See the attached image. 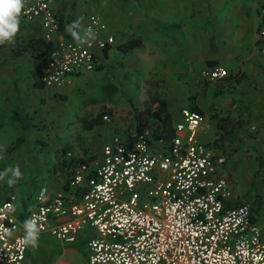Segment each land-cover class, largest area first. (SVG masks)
<instances>
[{
	"label": "crops",
	"instance_id": "obj_1",
	"mask_svg": "<svg viewBox=\"0 0 264 264\" xmlns=\"http://www.w3.org/2000/svg\"><path fill=\"white\" fill-rule=\"evenodd\" d=\"M258 6L259 0H76L72 5L71 0H54L56 14L63 13L68 17L64 26L68 35L63 36L60 32L61 38L76 41L68 26L82 18L84 28L85 17L97 12L107 24V33L114 36V43L104 50H96L95 71L79 74L72 86L60 90L34 84L33 73L39 58L26 52L15 54L11 44L0 45V151L5 155L13 154L12 161L15 166L19 164L21 171L27 168L23 162L26 156L32 158V149L49 152L55 167L54 176H48L52 182L47 186L49 193L61 191L69 200L77 201L79 194L69 195L67 190L69 168L100 157L102 145L109 142L106 137L101 144L100 136L104 132L101 125L106 124L110 131H115L114 135L120 136L139 131L132 109H142L149 95L157 93L165 98L172 123L180 119L181 108H189L195 103L205 116V123L198 133L200 140L213 145L219 155L225 154L228 145L242 141L249 149L248 153L257 149L255 158L261 160L262 165L258 163V167L264 173V58L258 51ZM85 7L89 8L88 12L84 11ZM41 31L37 24L21 20L16 39L24 40L32 35L40 37ZM136 38L140 43L131 49L122 51L118 47L120 43ZM213 64L224 66L229 76L215 82L201 80L200 70ZM139 77L142 80L138 81ZM95 79L107 80L120 87H136L135 91L140 95L131 110L124 107L120 112H114L111 106H103L89 113L90 116L83 115L82 124L74 131L70 117L79 113L77 100L84 97L81 92H87ZM83 109L87 113L88 105H83ZM103 110L109 121H103L101 117L91 127L83 125L84 119ZM15 111L27 118V127L12 118ZM123 112L131 116L127 125L113 121ZM20 136L22 142L12 148ZM79 137L89 150L97 149L96 156L87 157L86 151L80 154L81 157L76 156ZM69 151L72 156L66 157ZM240 157L241 154L235 157L228 154L220 174L231 184L232 174L241 172L245 183H238L237 187L244 190L246 185L254 182V175L242 170L241 159L237 161ZM37 162L46 166L42 156ZM250 165H253L252 161ZM243 190L232 193L237 199H245L241 197ZM34 204L35 200L18 202L17 215L25 217ZM90 235L91 230L86 227L74 242L64 243L48 234H39L36 249L50 253L53 264H79L80 260L88 264ZM43 242L47 244L43 245ZM79 246L85 247L84 260L77 253ZM28 252L23 264L28 261Z\"/></svg>",
	"mask_w": 264,
	"mask_h": 264
},
{
	"label": "built area",
	"instance_id": "obj_2",
	"mask_svg": "<svg viewBox=\"0 0 264 264\" xmlns=\"http://www.w3.org/2000/svg\"><path fill=\"white\" fill-rule=\"evenodd\" d=\"M53 2L27 0L21 20L40 26V37L55 44L41 83L60 90L93 70L96 50L113 44L114 36L93 12L84 28L91 27L95 39L80 44L61 38ZM258 11V51L264 58V0ZM228 76L220 64L199 72L206 82ZM180 116L171 132L155 120L132 134L113 135L99 158L72 165L66 185L69 195L79 194L77 201L42 186L21 218L16 194L0 187V264H23L28 252L21 242L23 223L32 217L40 234L64 243L88 227V264H264V221L257 222L250 201L235 198L220 174L224 154L200 140L205 116L188 107ZM102 119L109 121L107 114ZM158 128L162 131L154 133Z\"/></svg>",
	"mask_w": 264,
	"mask_h": 264
},
{
	"label": "rangeland",
	"instance_id": "obj_3",
	"mask_svg": "<svg viewBox=\"0 0 264 264\" xmlns=\"http://www.w3.org/2000/svg\"><path fill=\"white\" fill-rule=\"evenodd\" d=\"M74 1L76 0H71V5L74 3ZM84 11L88 12L89 8L85 7ZM95 70L96 69L94 68L91 71L93 72ZM102 79H100L101 81L95 79L94 82L88 87L87 92L86 91L81 92L84 95V97L77 100V103L79 104V109H80L79 113L73 114L70 117V120H71L70 123L72 125L71 128L74 129V131L78 129L77 127L78 125L82 124L83 115L90 116L91 114L89 113L98 111L103 106H111L114 112H120V109L124 107H130V110H131L132 104L135 103L136 99H138V96L140 95L138 92L135 91L136 87H133V88L132 87L131 88L120 87V85L118 84H109L107 80H102ZM140 80H142L141 77H139L138 81ZM83 105H88L89 109L87 113H85V110L83 109ZM78 116H79V119L77 118ZM130 117H131L130 113L123 112L122 114L120 113L119 115H116L113 121L115 120L116 122L122 121L124 122L125 125H127V123L130 121ZM101 127L104 128L103 135L100 136L102 140L101 141V144H102V142L105 141L106 137H107L106 141H110L113 135L115 134V131L114 130L110 131L109 126H107L106 124L101 125ZM99 128L100 127H98V129ZM79 136H81V133L79 134ZM79 139H80L79 144H78L79 152L78 153L76 152L77 157H81L80 154L84 153V151L87 152V157L97 155L98 151L95 147H92V149L89 150V147H86L85 145V141L82 140L81 137H79ZM14 142H15V145L17 146L22 141L17 144H16V141ZM252 150L253 151L251 153H248L249 149L245 147V145H242V141H239V142L234 143L233 145H228V147L225 148L224 156L225 158H227L228 154L231 156L233 155L234 157L237 156L238 154H241V157L237 159V161H240L241 159V162L243 163L242 170H244V172L245 171L250 172V174L254 175V178H253L254 182L249 185H246V189L244 190L241 188L244 192L242 193L243 196L241 197L247 199L248 201L250 200V203L253 201L254 202L258 201L257 206H255L256 203L254 204V202L251 203V205H252V208L254 209L253 211L257 219V222L262 223L264 221V219H262L264 218V173L258 167V159H257L258 157L255 158V156H257L258 154L257 149H252ZM0 153H1L0 157H2L0 158V172H3L6 168L10 166H15L12 161V159L14 158L13 154L5 155L4 152L2 151H0ZM57 155L59 156V154ZM31 156L33 159L28 156L25 157L23 164L28 169L26 168L25 171H22L23 177L16 181V186H14L15 188L12 185L9 186L8 183H5L4 180L8 177H5L4 179L0 180V187L5 192L10 193V192H13V190L15 189L14 191L18 197L19 203L34 202L36 194L40 186L41 185L49 186L50 184H52L51 179L48 176L51 174L50 176L53 177L55 173L54 172L55 167L50 161L49 152L42 153V152L32 149ZM40 156L43 157V162L46 163L45 167H43L42 164L37 162ZM250 158H252L254 161ZM29 160H33V162H36V163L31 164L32 161L30 163ZM250 161H252L253 165H250ZM254 166L256 168H253ZM241 174L242 173L238 171H235L232 174L233 182H231L230 184L232 192H234L235 190H237L238 192L242 191L240 190L239 187H237V185L239 186V184L245 183V180ZM260 202L262 203L261 206H259ZM45 244H47V242H43V245ZM77 253L83 259L84 253H85V247L79 246ZM81 258L78 257V260H80ZM27 259L28 261H25L24 264H53V259H51L50 253H43L40 250L36 248H32V247L29 248ZM79 264H83L82 260H80Z\"/></svg>",
	"mask_w": 264,
	"mask_h": 264
},
{
	"label": "trees",
	"instance_id": "obj_4",
	"mask_svg": "<svg viewBox=\"0 0 264 264\" xmlns=\"http://www.w3.org/2000/svg\"><path fill=\"white\" fill-rule=\"evenodd\" d=\"M68 20V17L65 16L63 13L57 15V22H58V28L62 35H68L66 32V29L64 28L65 22ZM140 43L139 39H132L128 40L124 43H120L118 47L122 51H127L131 49L132 47L138 45ZM12 51L15 54H20V53H29L32 56H35L39 58V63L37 66V69L34 71V84L35 85H42L41 83V74L43 68L48 64L49 61V54L51 50L55 47V44L50 41H46L41 37H36V36H30L27 39L24 40H17L15 39V43H12ZM107 48V47H106ZM189 108L194 111L200 112V109L195 105V103L190 104ZM134 112V119H135V127L137 130H141L144 127H149L152 125V119L155 118V120H161L162 123L160 124L159 128H164V129H171L172 125V117L166 110V100L164 97L160 96L157 93H151L149 97L145 100L144 107L142 109H132ZM201 113V112H200ZM104 110L99 112L96 116L89 118V119H84L83 120V125L85 127H91L94 124L98 123L100 118L103 116ZM12 118L15 120H18L22 127H27V118L25 116H20L18 114V111H15L12 115ZM155 129L154 133H160V129ZM221 137V135H220ZM23 138L20 136L16 140V144L21 142ZM15 146H12V148ZM258 163L261 166L262 162L261 160L258 159ZM253 203V202H251ZM256 203V202H255ZM254 203V204H255ZM257 206V204H256Z\"/></svg>",
	"mask_w": 264,
	"mask_h": 264
},
{
	"label": "clouds",
	"instance_id": "obj_5",
	"mask_svg": "<svg viewBox=\"0 0 264 264\" xmlns=\"http://www.w3.org/2000/svg\"><path fill=\"white\" fill-rule=\"evenodd\" d=\"M27 0H0V45L15 43V39L20 32L21 17L25 14ZM72 37L80 44L88 43L96 38L91 27H82V18H78L70 24ZM2 158V157H0ZM8 177L9 186L16 183L23 177V173L19 167L10 166L3 172H0V180ZM25 235L21 242L25 246L36 248L39 246L40 227L36 217H32L23 223Z\"/></svg>",
	"mask_w": 264,
	"mask_h": 264
}]
</instances>
